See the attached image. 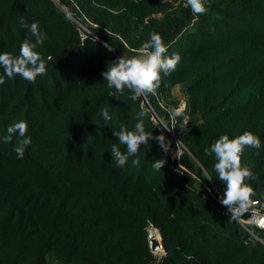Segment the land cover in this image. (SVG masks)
<instances>
[{"label":"trees","instance_id":"1","mask_svg":"<svg viewBox=\"0 0 264 264\" xmlns=\"http://www.w3.org/2000/svg\"><path fill=\"white\" fill-rule=\"evenodd\" d=\"M204 3L198 15L186 0H0V53L19 54L30 35L23 17L39 23L46 39L36 51L52 57L35 83L5 76L0 85V137L24 120L32 139L22 159L18 135L0 143V264H264V245L220 203L226 185L205 153L224 134L258 136L261 147H246L241 166L257 176L245 182L264 209V0ZM153 31L167 55H180L176 69L147 102L128 89L112 95L101 73ZM141 111L145 130L170 148L178 141L180 154L150 140L119 168L111 146L126 149L112 132L133 128ZM155 159H166L161 171Z\"/></svg>","mask_w":264,"mask_h":264},{"label":"clouds","instance_id":"2","mask_svg":"<svg viewBox=\"0 0 264 264\" xmlns=\"http://www.w3.org/2000/svg\"><path fill=\"white\" fill-rule=\"evenodd\" d=\"M193 14L202 15L207 12L204 0H186ZM21 26L29 33L19 47V54L12 55L4 52L0 53V68L3 75H0V85L5 83V76L12 78L19 76L24 80L35 83L38 76L46 74L47 60L36 51L38 46H42L46 39V33L40 30L38 22L29 23L21 17ZM107 31V29H106ZM34 38V39H33ZM104 47L111 51L112 47L105 44ZM181 57L178 53L167 55V47L160 34L155 31L149 33V39L142 44L138 53L131 57L122 55L113 60L105 71L101 73L104 81L110 89H114L112 95H123L128 89L131 99L135 100L140 96L156 94L160 87L162 74L170 75L177 67ZM102 117L105 121L111 119L107 109H102ZM173 115L178 113L173 110ZM145 113L138 114L137 123L133 128L121 124L118 130H113L112 135L118 140L119 145L125 146V151L117 144L111 146L110 152L116 166L123 168L127 165L130 157H137L141 145H146L150 140H155L163 152H168L170 145L166 142L165 136L161 133L154 136L152 132L145 130L143 117ZM7 135L0 137V143H9L13 137L18 135L20 140L13 151L18 159H22L25 149L32 143V139L27 135L28 123L24 120L17 121L7 128ZM246 147L259 149L261 140L252 132L245 131L243 134L230 139L228 135H221L209 149H205L208 155L214 154V171L219 179L226 185L220 203L226 206L231 217L245 213L254 195L253 188L247 184L246 179L256 180L248 167L241 166V155ZM132 166H138L140 160L132 159ZM166 164V159H155L152 168L161 171ZM211 180V178H209Z\"/></svg>","mask_w":264,"mask_h":264},{"label":"built area","instance_id":"3","mask_svg":"<svg viewBox=\"0 0 264 264\" xmlns=\"http://www.w3.org/2000/svg\"><path fill=\"white\" fill-rule=\"evenodd\" d=\"M207 1H209V0H204V2H207ZM224 207L228 212L227 207L226 206H224ZM242 215L245 216L244 220H241L240 218H238V216H235L234 218L240 224V226L247 233L250 234V236L253 239H255L256 241H258L264 245V209L260 205L258 200L251 199V204H250L248 210L245 213H243ZM251 227L255 228L257 231H259L262 234V236H258L256 233H254L253 230L250 229Z\"/></svg>","mask_w":264,"mask_h":264},{"label":"rangeland","instance_id":"4","mask_svg":"<svg viewBox=\"0 0 264 264\" xmlns=\"http://www.w3.org/2000/svg\"><path fill=\"white\" fill-rule=\"evenodd\" d=\"M82 30H86L84 27H80ZM172 96L175 98H178L180 100V107L177 110V113H179L180 111H182V109L184 108V98L180 93V88L179 87H175L172 91ZM172 134V132H171ZM168 153L174 158V157H178L180 154V144L178 142L175 141V147L170 148ZM158 239V242L160 241L158 234L156 233V237L155 240ZM158 258H160L162 255H164L163 250L161 252L154 253ZM48 264H63L62 262H60L58 259L56 258H50L49 263Z\"/></svg>","mask_w":264,"mask_h":264},{"label":"water","instance_id":"5","mask_svg":"<svg viewBox=\"0 0 264 264\" xmlns=\"http://www.w3.org/2000/svg\"><path fill=\"white\" fill-rule=\"evenodd\" d=\"M142 98H143V100H144L145 102H147L146 99H145V96H144V95L142 96ZM148 106H149V105H148ZM149 108H150V111H151L152 115L158 120V122H159L160 124H162L161 120L157 117V115H156L155 112L151 109L150 106H149ZM162 125H163V124H162ZM163 126H164V125H163ZM164 128L167 130V132L170 134L171 137L175 138L174 135H173V133L171 134V132L167 129V127L164 126ZM177 142H178V141H177ZM167 143H168V142H167ZM168 144H169V143H168ZM233 219L236 220L234 217H233ZM156 233H157V231L154 230L152 227H150V228L148 229V240H149V246H150V251H151L153 254H154L155 252H157L159 249L162 248V246H161V242H157V240H155V235H156ZM159 238H160V236H159Z\"/></svg>","mask_w":264,"mask_h":264},{"label":"bare ground","instance_id":"6","mask_svg":"<svg viewBox=\"0 0 264 264\" xmlns=\"http://www.w3.org/2000/svg\"><path fill=\"white\" fill-rule=\"evenodd\" d=\"M155 237H156V235H155ZM160 239V238H159ZM157 240V242H158V239H156ZM160 242V241H159ZM163 249L161 248V249H159L158 250V252H161ZM155 253H157V252H155Z\"/></svg>","mask_w":264,"mask_h":264}]
</instances>
